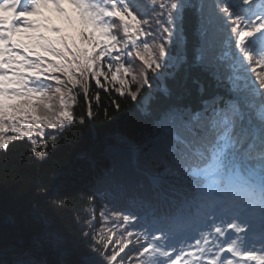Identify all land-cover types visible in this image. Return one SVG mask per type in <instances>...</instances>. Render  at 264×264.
Masks as SVG:
<instances>
[{
	"label": "snow or ice",
	"instance_id": "1",
	"mask_svg": "<svg viewBox=\"0 0 264 264\" xmlns=\"http://www.w3.org/2000/svg\"><path fill=\"white\" fill-rule=\"evenodd\" d=\"M189 7V0H0V152L26 143L43 161L56 148L49 139L96 118L101 91L137 100L149 73L185 60ZM194 27L192 61L226 83L227 94L200 111L164 115L145 154L163 171L116 137L126 159L110 146L116 158L89 189L86 243L74 245L70 264H123L130 252L136 264H264V0H199ZM76 107L84 108L79 117ZM101 200L99 222L112 225L106 235L96 231ZM32 245L41 248L38 239ZM31 253L21 250L16 264H37Z\"/></svg>",
	"mask_w": 264,
	"mask_h": 264
},
{
	"label": "trees",
	"instance_id": "2",
	"mask_svg": "<svg viewBox=\"0 0 264 264\" xmlns=\"http://www.w3.org/2000/svg\"><path fill=\"white\" fill-rule=\"evenodd\" d=\"M189 2L191 5L186 12L192 20L184 32L185 60L175 65L165 61L158 73H149L150 82L144 86L137 100L101 91L100 106L92 109L96 118L86 122L84 127L78 124L69 127L55 141L49 139L48 143H55L56 148L54 151L50 149L43 161H37L29 154L26 143H13L7 155L0 152L1 250L31 244L29 250L37 264H70L77 258L74 245L86 243L80 237L81 228L88 219L84 209L89 207V189L116 158L109 148L120 149V161L126 152V144H119L116 137H123L130 144L144 142L141 159L150 160L155 169L163 168L161 163L145 154H150L153 142L160 135L159 122L164 115L172 109L194 113L202 110L205 100L227 94L226 83L206 78L192 61L191 53L198 43L194 27V3L198 5V1ZM176 52V46L172 45L171 54ZM92 91L95 93L96 89ZM113 102L119 105V110ZM75 111L79 117L84 108L76 107ZM105 203L99 201L96 208V231H103L106 235V227L111 228L112 225L105 226L99 222L100 208ZM49 234L59 236L62 243L55 245ZM34 238L41 243L39 250L33 248ZM63 250L66 254L62 255ZM108 252L111 254V247ZM135 256L133 253L127 264H135ZM9 258L4 253L0 256L4 259L0 264H9Z\"/></svg>",
	"mask_w": 264,
	"mask_h": 264
},
{
	"label": "rangeland",
	"instance_id": "3",
	"mask_svg": "<svg viewBox=\"0 0 264 264\" xmlns=\"http://www.w3.org/2000/svg\"><path fill=\"white\" fill-rule=\"evenodd\" d=\"M131 254H132V252H130L129 255H128V257L125 258L123 264H127V261L129 260V257L131 256Z\"/></svg>",
	"mask_w": 264,
	"mask_h": 264
},
{
	"label": "clouds",
	"instance_id": "4",
	"mask_svg": "<svg viewBox=\"0 0 264 264\" xmlns=\"http://www.w3.org/2000/svg\"><path fill=\"white\" fill-rule=\"evenodd\" d=\"M6 264H7V262H6Z\"/></svg>",
	"mask_w": 264,
	"mask_h": 264
}]
</instances>
